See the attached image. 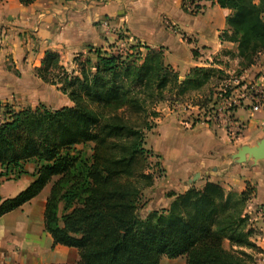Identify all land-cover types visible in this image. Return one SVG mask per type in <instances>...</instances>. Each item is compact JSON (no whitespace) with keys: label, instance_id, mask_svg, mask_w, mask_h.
Instances as JSON below:
<instances>
[{"label":"trees","instance_id":"16d2710c","mask_svg":"<svg viewBox=\"0 0 264 264\" xmlns=\"http://www.w3.org/2000/svg\"><path fill=\"white\" fill-rule=\"evenodd\" d=\"M19 1L28 6L36 0ZM215 2L231 11L220 40L237 45L241 75L264 54V0ZM131 49V55L96 50V63L86 58L78 65L80 76L67 71L59 55L47 52L37 76L58 87L72 106L19 111L4 107L0 177L18 180L30 174L27 165L35 168L33 181L23 191L13 198L0 197V218L50 187L45 229L54 245L78 251L77 264H160L163 257H185L187 264H244L252 258L244 248L261 251L250 240L254 232L244 216L250 191L235 195L207 182L202 189L169 193L173 200L168 209L151 211L145 218L138 214L140 183L153 184V176L146 174L153 151L145 145L146 133L160 118L156 106L200 91L228 74L195 67L180 82L166 65L163 49L140 43ZM194 105L205 108L210 103Z\"/></svg>","mask_w":264,"mask_h":264},{"label":"crops","instance_id":"0c3cea01","mask_svg":"<svg viewBox=\"0 0 264 264\" xmlns=\"http://www.w3.org/2000/svg\"><path fill=\"white\" fill-rule=\"evenodd\" d=\"M190 1L200 4L198 12L188 8ZM230 14L229 9L221 8L215 0H36L28 6L19 0H3L0 3V116L5 106L16 111L39 105L52 110L72 106L58 87L46 84L37 76L46 53L59 55L61 65L70 72L79 55L87 58L96 50L108 51L104 46L107 40L114 39L116 30H124L126 37L141 45L163 49L166 64L179 75L180 82L195 67L215 68L226 74L239 71L237 45L220 40V35L228 30L226 20ZM240 78L249 85L264 86V54ZM160 104L155 108L160 118L151 132L163 126L170 131V149H174L171 163L152 147L162 159L170 190L182 194L191 187L202 189L207 182H214L226 193L241 195L250 191L244 216H248V225L253 228L250 240L261 251L244 248L252 257L244 264H264V217L258 214L264 206V158L255 159L242 153L244 148L264 142V112L253 111L250 101L243 99L242 105L231 112L235 131L230 133L227 122L221 119L180 121L184 127H176L173 122L180 119V111L169 108L163 117ZM191 107L205 109L194 104ZM32 181L29 174L18 180L0 177V197L13 198ZM13 184L21 186L11 189ZM5 187L11 192L2 194ZM48 194L45 189L31 202L0 218V264L80 261L76 249L54 245L45 229ZM167 195L162 193L159 201L154 199L162 209H168L173 200ZM225 246L230 249L228 242ZM166 259L163 257L160 264H187L185 257Z\"/></svg>","mask_w":264,"mask_h":264},{"label":"rangeland","instance_id":"374dc122","mask_svg":"<svg viewBox=\"0 0 264 264\" xmlns=\"http://www.w3.org/2000/svg\"><path fill=\"white\" fill-rule=\"evenodd\" d=\"M115 37L114 39L107 40L106 45L104 48L108 49V54L118 55V54H129L131 55L133 53V50L131 49L132 46L136 45L137 42L135 40H132L129 37H126L124 30H116V32H113ZM100 50V49H99ZM103 50V49H102ZM101 52H105L103 50ZM141 51L143 52V55L146 53L145 50L142 48ZM83 56L79 55L74 60V69L70 70V72L74 73L75 76H80V69L81 66H78L81 64V61H85L86 58H82ZM93 61L92 64L96 63V56L93 53V55L87 57ZM77 60V61H76ZM166 63V62H165ZM168 65V64H166ZM170 66V65H169ZM233 66V65H232ZM235 68V67H233ZM228 78L221 77V80H217L216 78L213 79L208 86H206L204 89L193 92V94L189 95V97L186 99H178L176 102V98H172L170 101L171 104L163 103L160 104L158 107L161 108L163 117H165V113L168 112L169 108L175 109V111H180V119L177 122H173L174 126H179V128H183L184 124L178 123L180 121L185 122H198L200 119H211V120H219L222 119L225 115V113L231 111L233 107V103L231 105H227L228 102L237 101L242 102L243 98L246 95L251 94L252 85H249L248 83H245V81H242L239 75V71L231 72L227 75ZM168 98V96H167ZM202 98V99H200ZM209 102L210 105L205 107L204 111H199L197 108H192L191 104H194L198 101H204ZM71 102V101H70ZM154 103V102H153ZM153 103L148 104L149 110H151ZM72 105V104H71ZM228 106V107H227ZM60 107V105H59ZM230 109L227 111V109ZM236 109V107L234 108ZM233 109V110H234ZM0 119H3L2 116ZM163 119V118H162ZM181 128V129H182ZM170 131L163 126L158 129L157 132H147L146 133V150L153 151L152 155H148V166L146 170V174H150L153 176V184L151 187H146V181L143 180V182L140 183V187H142V204L140 206V209L138 210V214L141 218H145L148 214V210L151 209V211L154 210H161L162 208L157 205V201H159V197L162 193L169 194L172 191L170 190V184L167 179V175L165 174V170L163 169L162 165V159L161 157H158V153L154 151H158L164 158L167 159L171 163V154L174 151V149H170V140L171 136L168 134ZM91 146L86 147V151L88 153H91ZM154 149H153V147ZM79 149H84V147H78ZM28 168L27 170H34V165L29 164L26 166ZM30 172V171H29ZM1 174V172H0ZM31 174V172H30ZM29 174V175H30ZM2 178V177H1ZM6 180H16L14 176L5 177ZM14 188H19L20 184H13ZM50 187H47L46 189L49 191ZM11 190L8 187H5L4 190H2V194L4 192H8ZM157 198V199H156ZM154 199L157 200L154 202ZM151 202H153V205H151ZM168 260V259H166Z\"/></svg>","mask_w":264,"mask_h":264},{"label":"built area","instance_id":"2783aa9c","mask_svg":"<svg viewBox=\"0 0 264 264\" xmlns=\"http://www.w3.org/2000/svg\"><path fill=\"white\" fill-rule=\"evenodd\" d=\"M188 8L193 12H198L200 10V4H196L195 2L190 1V2H188ZM243 99H246V100L248 99L250 101V107L253 111H263L264 112V86L252 85L251 94L246 95ZM232 103H233L234 108L242 105V102H237V101L228 102L227 105L229 106ZM233 109L231 111H229L230 109L228 108L227 111H229V112L228 113L226 112L224 117L221 119V120H224L227 122L228 131L230 133H233L235 131L233 129V124L231 123L232 122L231 121L232 120L231 112L233 111ZM263 210H264V206L258 212V214L261 217H264V211Z\"/></svg>","mask_w":264,"mask_h":264},{"label":"water","instance_id":"95a60500","mask_svg":"<svg viewBox=\"0 0 264 264\" xmlns=\"http://www.w3.org/2000/svg\"><path fill=\"white\" fill-rule=\"evenodd\" d=\"M242 153L245 155L253 156L255 159H263L264 158V142L257 147L253 148H244Z\"/></svg>","mask_w":264,"mask_h":264}]
</instances>
